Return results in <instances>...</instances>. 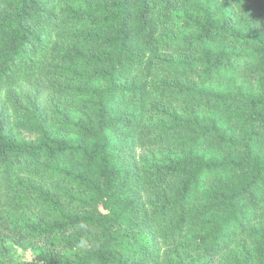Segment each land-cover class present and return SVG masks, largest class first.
I'll list each match as a JSON object with an SVG mask.
<instances>
[{"label":"trees","instance_id":"1","mask_svg":"<svg viewBox=\"0 0 264 264\" xmlns=\"http://www.w3.org/2000/svg\"><path fill=\"white\" fill-rule=\"evenodd\" d=\"M9 244L264 264V0H0V264Z\"/></svg>","mask_w":264,"mask_h":264},{"label":"rangeland","instance_id":"2","mask_svg":"<svg viewBox=\"0 0 264 264\" xmlns=\"http://www.w3.org/2000/svg\"><path fill=\"white\" fill-rule=\"evenodd\" d=\"M10 251V256L14 264H23L30 261L33 257V254L29 250L21 249L17 246H13L11 244L7 245Z\"/></svg>","mask_w":264,"mask_h":264}]
</instances>
